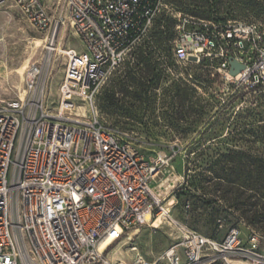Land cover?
<instances>
[{"label": "built area", "instance_id": "built-area-1", "mask_svg": "<svg viewBox=\"0 0 264 264\" xmlns=\"http://www.w3.org/2000/svg\"><path fill=\"white\" fill-rule=\"evenodd\" d=\"M14 1L46 44L41 60L25 71L24 94L0 97V264H113L106 249L98 251L110 230L119 226L121 236L148 223L147 213L150 219L169 216L175 200L164 206L157 197L170 156L145 155L104 125L94 96L170 6L167 0H58L63 11L54 16L44 0ZM173 16L169 59L210 71L219 84L212 96L219 106L264 90L263 25ZM66 24L81 49L57 47ZM54 52L63 54L64 72L48 108L45 81ZM231 59L243 65L233 74ZM180 75L199 90L190 70ZM173 225L174 243L156 260L139 255L132 264H264V238L253 229L243 234L230 226L213 239Z\"/></svg>", "mask_w": 264, "mask_h": 264}, {"label": "rangeland", "instance_id": "rangeland-1", "mask_svg": "<svg viewBox=\"0 0 264 264\" xmlns=\"http://www.w3.org/2000/svg\"><path fill=\"white\" fill-rule=\"evenodd\" d=\"M221 16L230 20H246L264 26V21L243 9L236 0H224ZM58 0H44L51 15L63 11V4L57 5ZM170 11H160L155 20L161 17L169 26L174 25L176 12L184 13V6L176 7L167 0ZM186 14V13H184ZM215 16V15H214ZM212 16L209 20H214ZM162 20V22H163ZM155 22V21H154ZM154 28V23L145 33L146 38ZM142 39L131 46L130 55L125 62L108 74L107 78L98 87L93 101V108L99 120L118 134L123 135L134 148L145 155L166 154L168 165L163 170L162 185L157 190V197L163 198L161 204L166 205L169 199L174 204L169 216H152L148 223L124 232L115 242L106 248L107 255L113 264L121 261L133 263L139 255L148 261L156 260L172 243L177 240L178 231L173 221L196 231L208 238L219 239L231 225L238 226L243 234L249 229L245 218L232 208L224 205L218 193L211 188L210 192L202 194L200 190L190 187L189 175L186 170V145L199 137L205 124L196 123L190 127V114L182 105V88L188 85L181 73L190 70L199 78L198 89H195L193 100H203L210 106L216 104L212 98L219 90L216 77L208 70L201 71L192 64L178 66L169 59L167 45L164 50H157L159 82L156 80L146 83L140 93L146 96L144 103H138L132 97L139 92L136 84L129 78L128 70L136 78L142 77L139 66H136L135 53ZM45 35L37 30L23 14L14 0H6L0 4V97L17 99L24 94V75L26 69L33 63L41 60L45 54ZM57 47L65 49L75 47L81 49L80 39L73 33L70 25L62 26L57 34ZM64 56L54 52L46 76L44 102L52 108L57 100L58 86L64 72ZM142 80V79H141ZM126 93H125V92ZM125 93V94H124ZM261 99H264V90L245 94L241 100L233 101V107L226 111L220 110L219 105L213 107V112H219L220 117H228L224 125L219 128L220 138L223 137L230 124L240 116L253 110ZM125 104V109L122 105ZM88 110L90 109L87 107ZM90 112H87V116ZM190 157V156H189ZM200 168L205 167L201 162ZM187 190L193 194L188 196ZM203 198L217 199V202L204 203ZM189 208H185V204ZM227 215V216H226ZM226 216L225 218H223ZM259 233V232H258ZM262 235V234H260ZM264 238V235H262ZM135 247V250L132 249ZM264 251V244L262 246Z\"/></svg>", "mask_w": 264, "mask_h": 264}, {"label": "trees", "instance_id": "trees-1", "mask_svg": "<svg viewBox=\"0 0 264 264\" xmlns=\"http://www.w3.org/2000/svg\"><path fill=\"white\" fill-rule=\"evenodd\" d=\"M169 2L176 7L184 6V13L193 17L209 20L215 15L214 20H226L224 17H217L227 8L223 7L224 0H169ZM236 3L264 21V0H236ZM162 20L161 17L155 20L153 31L146 38H142V42L136 48L135 65L140 67L142 77L137 79L130 70L127 72L139 89L132 97L140 104L145 102L146 96L140 93V90L146 87L145 84L154 80L159 82L157 50H164V46L167 45L171 51L174 25L169 26L166 20L163 22ZM195 79L200 82L197 76ZM181 91L182 105L186 107L191 117L190 127L196 123L205 124L199 137L186 145L185 168L192 172L188 180L190 187L200 190L202 194L209 193L211 188L218 193L226 207L238 211L245 218L250 229L264 235V99L257 102L249 113L247 110L245 115L231 123L230 129L220 138L219 128L229 116L220 117V111L210 113L217 102L210 106L207 102L202 103L203 100H193L192 92H195V89L192 86L187 85ZM232 103L219 106L220 110L226 109L223 115L232 109ZM125 107L123 104L122 109ZM201 162L206 166L200 168ZM186 194L193 195L190 190H187ZM202 201L209 204L216 203L217 199L203 198ZM109 247L110 245L107 248Z\"/></svg>", "mask_w": 264, "mask_h": 264}, {"label": "bare ground", "instance_id": "bare-ground-1", "mask_svg": "<svg viewBox=\"0 0 264 264\" xmlns=\"http://www.w3.org/2000/svg\"><path fill=\"white\" fill-rule=\"evenodd\" d=\"M146 219L150 220V216L148 213L146 214ZM120 233H121V228L119 226H114L110 230L109 234L105 238H103V240L99 243L98 251L101 252L105 250L116 238L119 237Z\"/></svg>", "mask_w": 264, "mask_h": 264}, {"label": "water", "instance_id": "water-1", "mask_svg": "<svg viewBox=\"0 0 264 264\" xmlns=\"http://www.w3.org/2000/svg\"><path fill=\"white\" fill-rule=\"evenodd\" d=\"M230 64H231V67H230L231 74L235 73L236 71H238L240 68L243 67V65L238 64L234 59L230 60Z\"/></svg>", "mask_w": 264, "mask_h": 264}]
</instances>
